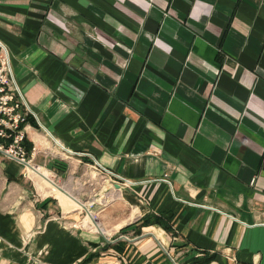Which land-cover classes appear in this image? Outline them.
<instances>
[{
	"label": "crops",
	"instance_id": "obj_1",
	"mask_svg": "<svg viewBox=\"0 0 264 264\" xmlns=\"http://www.w3.org/2000/svg\"><path fill=\"white\" fill-rule=\"evenodd\" d=\"M0 42L33 162L108 198L93 228L0 154V264H264V0H0Z\"/></svg>",
	"mask_w": 264,
	"mask_h": 264
},
{
	"label": "built area",
	"instance_id": "obj_2",
	"mask_svg": "<svg viewBox=\"0 0 264 264\" xmlns=\"http://www.w3.org/2000/svg\"><path fill=\"white\" fill-rule=\"evenodd\" d=\"M29 115L37 118L17 85L8 50L0 42V154L24 166L23 175L29 172L28 166L36 165L32 159L34 147L31 152L27 149ZM53 147L57 151L56 156L65 155L64 149L58 143ZM48 150L49 154H54L50 148Z\"/></svg>",
	"mask_w": 264,
	"mask_h": 264
},
{
	"label": "rangeland",
	"instance_id": "obj_3",
	"mask_svg": "<svg viewBox=\"0 0 264 264\" xmlns=\"http://www.w3.org/2000/svg\"><path fill=\"white\" fill-rule=\"evenodd\" d=\"M50 151L54 152V154H50L49 157H51L52 155L56 156L57 154H55V152H57L53 146H50ZM34 166L36 169H40L43 170L44 172H49L51 178L53 179V181L58 184L59 186L63 187L64 185H66V183L69 180L70 174L68 176H66L67 174L63 173L61 175H57L53 170H50V166H48V168H45L44 166H39V165H32ZM22 169H25V167L23 166ZM24 171V170H22ZM28 173L25 175H22V184H25L26 186H28V188L30 189V199L33 200L34 198H41V195L39 194L38 190H35L34 185H42V187H44L45 191L44 193H47V197H52L56 200V204H59V201L65 202V204L69 207H79L78 209H74L69 211V214H65L67 216H70L71 214H75V219L80 220L85 218L88 214L86 212V210L93 212L92 214H90L89 216V220L93 226V228L102 230L98 227V224H100L99 222L96 221V216L98 213V206H101L100 203H103L105 200H107L108 198L104 197L103 192L101 191V187H95L94 185L89 186V183H85V184H81V182L79 183L78 181H74L76 183H79L80 186L79 190L77 193H74V196H76L79 201H81L83 204L80 205H76L74 202H71L67 196L65 195V193L63 192V190L59 187H56L54 184L52 185V183L50 182L49 179H46L43 176H40L38 174H35L30 167L28 166ZM1 172H0V177H1ZM77 179V177H74L73 180ZM73 184V182H71ZM2 184H5V180H2V178H0V194L1 191L2 193L7 191V190H3L2 188ZM76 186V184L74 185V187ZM81 189V191H80ZM6 193V192H5ZM7 194V193H6ZM104 199V201H103ZM100 202V203H99ZM97 206V207H96ZM78 213V214H77ZM85 220V219H84Z\"/></svg>",
	"mask_w": 264,
	"mask_h": 264
},
{
	"label": "trees",
	"instance_id": "obj_4",
	"mask_svg": "<svg viewBox=\"0 0 264 264\" xmlns=\"http://www.w3.org/2000/svg\"><path fill=\"white\" fill-rule=\"evenodd\" d=\"M29 121L32 123V124H36L35 122V119L30 116L28 117ZM32 148L31 145L27 144V149L28 151H30ZM7 178L9 180H16L15 177H13L12 175H8ZM54 200L53 198H50L48 201H52ZM47 201V202H48ZM45 206V204H43V207ZM151 223H156V224H159L160 226L164 227L166 230H169V226L167 224H165L163 222V220L161 219V217H154V218H145V217H142L140 220H138L136 222V225H148V224H151ZM110 246V245H109ZM114 246V245H113ZM96 256V254L94 253H91V254H88L87 256H85L78 264H87L89 261H91L94 257Z\"/></svg>",
	"mask_w": 264,
	"mask_h": 264
},
{
	"label": "bare ground",
	"instance_id": "obj_5",
	"mask_svg": "<svg viewBox=\"0 0 264 264\" xmlns=\"http://www.w3.org/2000/svg\"><path fill=\"white\" fill-rule=\"evenodd\" d=\"M31 170L35 173V174H38L40 176H43L45 177L46 179H49L50 182L52 183V185L54 184L56 187H59L63 190V192L65 193V195L67 196V198L71 201V202H74L76 205L77 204H81L82 202L79 201V199L74 196V190L71 186V178L68 180V182L66 183V185H64L63 187L59 186L58 184H56L53 179L51 178V176L49 175L50 173L48 172H44L43 170H38L36 169L34 166H31L30 167ZM118 190V189H117ZM116 191V190H115ZM109 194V193H108ZM106 197V196H105ZM104 201V199H103ZM107 202V201H106Z\"/></svg>",
	"mask_w": 264,
	"mask_h": 264
},
{
	"label": "water",
	"instance_id": "obj_6",
	"mask_svg": "<svg viewBox=\"0 0 264 264\" xmlns=\"http://www.w3.org/2000/svg\"><path fill=\"white\" fill-rule=\"evenodd\" d=\"M115 186H116V187H119L120 184H119V183H115ZM107 246H108V244L106 243L105 245H103V248H107Z\"/></svg>",
	"mask_w": 264,
	"mask_h": 264
}]
</instances>
